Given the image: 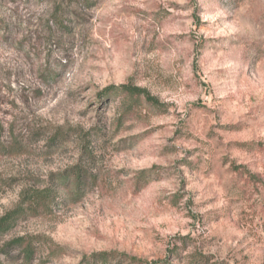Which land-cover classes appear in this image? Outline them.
<instances>
[{
    "label": "rangeland",
    "instance_id": "374dc122",
    "mask_svg": "<svg viewBox=\"0 0 264 264\" xmlns=\"http://www.w3.org/2000/svg\"><path fill=\"white\" fill-rule=\"evenodd\" d=\"M7 216L0 264H264V0H0Z\"/></svg>",
    "mask_w": 264,
    "mask_h": 264
},
{
    "label": "trees",
    "instance_id": "16d2710c",
    "mask_svg": "<svg viewBox=\"0 0 264 264\" xmlns=\"http://www.w3.org/2000/svg\"><path fill=\"white\" fill-rule=\"evenodd\" d=\"M113 89L114 88H108L106 90V92L108 93V92L112 91ZM123 89H126V88H123ZM132 91H133L132 93H144L142 90H132ZM136 91H139V92H136ZM145 98L147 100H150L147 96ZM151 101H153V100H151ZM10 220H11V218L9 216L0 219V235L8 232L11 229ZM11 243H13V245H16L18 247H22L25 261L31 260V258L33 256V251L30 248V244L29 245L26 244L25 246H23L22 239H16ZM116 257L124 258V256H122V255H116ZM89 259L94 260L95 262H100V264H107L111 259H114V256L110 255V254H106V253L105 254H99L98 253V254H93ZM119 261L122 262V260H120V259H119Z\"/></svg>",
    "mask_w": 264,
    "mask_h": 264
}]
</instances>
